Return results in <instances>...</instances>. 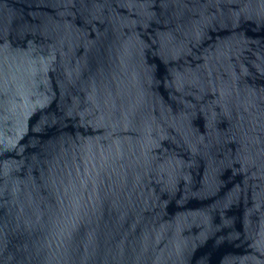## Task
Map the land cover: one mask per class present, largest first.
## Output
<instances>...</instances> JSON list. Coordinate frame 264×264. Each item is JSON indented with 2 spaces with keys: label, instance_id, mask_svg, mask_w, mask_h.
<instances>
[{
  "label": "water",
  "instance_id": "95a60500",
  "mask_svg": "<svg viewBox=\"0 0 264 264\" xmlns=\"http://www.w3.org/2000/svg\"><path fill=\"white\" fill-rule=\"evenodd\" d=\"M0 264H264V0H0Z\"/></svg>",
  "mask_w": 264,
  "mask_h": 264
}]
</instances>
